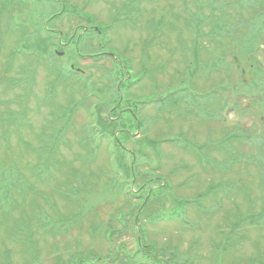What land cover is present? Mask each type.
<instances>
[{
    "label": "rangeland",
    "instance_id": "rangeland-1",
    "mask_svg": "<svg viewBox=\"0 0 264 264\" xmlns=\"http://www.w3.org/2000/svg\"><path fill=\"white\" fill-rule=\"evenodd\" d=\"M203 2L201 15L207 16L209 0ZM255 3L246 1L248 9L231 6L228 19H203L199 26L202 19H189L195 0H0V184L4 173L11 185L21 183L16 190L11 186L0 209V264H58L77 257L90 264L97 256L115 259L108 264H150L118 254V245L127 255L137 250L130 224L114 235V246L102 235L108 220L118 230L122 224L114 218L131 213L132 203L114 182L125 181L123 172L132 173L131 166L137 177L129 186L133 191L145 180L142 195L150 182L161 181L166 189L167 196L143 211L145 219L172 211L180 199L200 201V207L179 212L193 225L147 223L145 234L141 229L144 255L167 257L176 245L184 253L193 242L195 264H213L212 244L224 242L221 234L229 235L233 216L259 212L264 200V34L253 56L241 50L260 8L253 10ZM119 9V15L129 13V23L121 16L114 21ZM157 22L163 25L159 32ZM214 22L225 28L212 33ZM102 26H110L106 34H98ZM76 32L81 41L68 40ZM215 34L220 40L210 39ZM33 35L43 49L29 51L39 55V64L31 56L32 66L21 52L28 53L22 47ZM126 81L133 83L130 88L123 87ZM125 97L128 113H119ZM170 100H178L176 107ZM137 102L145 103L137 117L141 126L114 130L113 139L121 132L127 136L122 147L115 141L114 158L112 143L90 125L111 116L112 109L124 122ZM240 133L252 136L236 144ZM178 137L194 148L178 144ZM122 148L134 150V162ZM64 217L73 218L56 222ZM29 218L25 246L18 230ZM242 227L232 238L243 240L222 264L264 259V228Z\"/></svg>",
    "mask_w": 264,
    "mask_h": 264
},
{
    "label": "trees",
    "instance_id": "trees-1",
    "mask_svg": "<svg viewBox=\"0 0 264 264\" xmlns=\"http://www.w3.org/2000/svg\"><path fill=\"white\" fill-rule=\"evenodd\" d=\"M248 0H209V6H210V13L207 16H203L201 15V13L203 12V10L205 9V2H203V0H195V6L197 7L196 12L194 14H190L189 15V19H202L200 21L197 20L198 25L200 26L201 24H203V19H228L229 15L225 14V11L227 9H230V7L232 6L235 10H239L240 8H242L244 6V8L246 7L245 2ZM255 6L254 8H252L253 10H256V8H259L257 13H256V19H253V24L251 25V29L249 30V35L247 37V40H244L242 45H241V50L243 52H249L250 54L252 53L254 47L253 45L249 44L248 42H254L255 44H257L259 42V40L261 39L262 35H263V27H264V11H260L261 9V5H263L262 3H260L261 1L264 0H255ZM236 2V3H235ZM252 2L254 3V0H252ZM248 9V7H246ZM124 10V9H123ZM118 12H121V10L119 9L114 16H117L119 14H117ZM121 14V13H120ZM129 13H127L125 10L122 13V15H119L117 20L120 19V16L122 17L121 19H123L124 21H127ZM220 21V20H219ZM222 22V21H221ZM162 22H157V27H159V29L157 28V32L160 31V26L162 27L163 25L161 24ZM198 26V27H199ZM103 28V27H102ZM225 28L224 24H220L214 22L213 27H212V33H216L219 31H222ZM107 29V28H106ZM109 30V29H108ZM152 31H156L155 30V26H153V28H151ZM214 37L212 38V40H217L215 37H217V34L215 36H211ZM41 47L40 46H36L35 50H39ZM118 70V72L120 73V75L123 74L122 70L118 67L115 66ZM119 75H117L118 77ZM124 86L126 88H130V86H132V82H123ZM183 95H185L187 98L189 97V94H187L186 91H182L180 92ZM186 98V99H187ZM190 99V98H188ZM120 103L119 107L121 105V100H118ZM174 101V105L172 107H176L178 100H170V102ZM128 102V98H124L123 102H122V106H124L122 109L123 110H119V113H124L125 111H127V109H125L126 103ZM138 104V106H137ZM143 104L145 103H140L137 102L133 105V107H131L130 111V117L128 115V118H125L126 120L124 122H126V124H122L124 123L123 121L121 122V117H124L123 114H116V111L114 109H112L111 112V116L109 115L107 118H103L100 123L98 122V124H96V126H93V124L91 123L90 125V129L94 128L93 131L100 133L101 135V140H107L110 141L112 143V147L110 151V155L114 156L115 158V154L116 151L119 152V148L118 145L115 143V141L117 143L120 142V140L122 139V137H127L126 134L124 132L118 133V137L113 139L114 136V130H123L126 129L127 131H132V128H136L138 127V125L141 126V123L138 120V115L140 113V109H142V107L144 106ZM118 107V109H119ZM197 107H201L199 105H197ZM96 109H94L91 113L92 115V119H94V113H95ZM98 112V111H97ZM96 112V113H97ZM128 113V111H127ZM132 114V116H131ZM62 122V121H60ZM93 123H96L95 120H93ZM128 124V125H127ZM129 126V128H127ZM96 133V135H97ZM112 137V140H111ZM59 139H57V137L55 138V141H52L54 143H56ZM66 141V140H65ZM185 141V140H183ZM185 145H187V147H191L192 149L194 148V145H191L190 143H188L187 141L184 142ZM119 145L121 146V144L119 143ZM122 147V146H121ZM155 150V149H154ZM157 150V148H156ZM122 154H127L129 155L131 158L129 159L130 163L134 160L135 157V152L134 150H126V148H122L121 150ZM58 161H54V163H57ZM134 162V161H133ZM131 170L132 173H128L125 174V171L123 172L124 175V179L125 181H114L115 184L117 185L115 188V190L117 189V192H121L123 193L126 197L129 198L130 202L132 203V210L130 211L131 213L126 215H122L119 216L118 218H114V222H117L119 224H122L118 229L116 230L113 226H112V221L109 223V220L106 222L105 224V231L102 232L103 237L106 239V241L108 242V244H110L111 246H114L115 239H113L114 235L116 233L121 234L122 232H124V230L128 229V224H130V226L133 228V230L135 229L137 231V235L138 237L136 238V245H137V250L134 254L132 255H127L126 254V248L123 245H118L116 247L117 250H119L118 254H125V256H129L130 261L133 260L134 258H136L137 256H141L142 258L146 259L148 262H150V264H195V261L199 258V256H194L192 253L191 249V245H198L197 243H191L188 247V249L182 253V252H178L177 249V245L173 248V250H171V253H169V255L167 257H154V255H150L149 257L144 255L147 254L145 252V250L140 248L142 241H145L142 237V232H147L146 228H147V223L148 224H158L163 220H173V221H178L183 224V225H187L189 221H187V219L185 218L184 213H179V212H184L186 210V207L189 205H194L196 206V208L200 207V201L198 200H192V201H187L186 199H180L177 200V203L175 206H172L174 209L170 212H163V213H157V215H154L152 217H150L149 215L147 216V218L145 219L144 215H143V211H145V209H147L151 204H153V202L155 200H157L161 195H164L165 193V187L161 186L162 182L161 181H154V182H150L148 185V191L145 193V195H142V193L145 190L147 181L145 180L142 185L139 187L138 190H136L137 192H135L129 187L130 185H134L137 182V177L135 178V174H134V167L131 166L129 168ZM154 176V175H152ZM3 179L4 181H1L0 184V195H2L4 197V202L1 203L0 202V209H4L2 205L6 204V201L8 200L9 196L11 195V186L14 187V189L16 190V188H18L20 186V182L19 181H15V183L13 185H11V183H9L8 181L10 180V175L8 173H4L3 174ZM155 178V177H154ZM155 179H162V181H165V179L163 180V178H155ZM130 180V181H128ZM143 180V179H141ZM155 186L152 190L151 188ZM158 186V187H156ZM155 190H157V192H154ZM165 195L167 196V194L165 193ZM148 196V197H147ZM83 201L81 202H76V204L79 205V207H81L83 205ZM235 221H233L232 223H230L229 226V235L227 236L226 234H221L220 238H223L224 242L222 243L221 241H214L212 246H213V253L215 254L216 260L213 262V264H222V258L229 253V251L233 250L234 247H238V245L240 244L241 240H243L242 236H239L235 238H232L234 235V232L237 229H241L243 230L242 225H244L245 227L248 228H256L258 226H260V228H264V200L262 202V206L260 208L259 212H254V213H249L248 215L246 214H237L235 216ZM73 218V217H72ZM72 218H61L59 220H57L56 222H60V223H65V222H69L71 221ZM128 218V219H127ZM111 219V218H110ZM126 219V220H125ZM36 220H41L40 216L36 219ZM49 219L45 218V223L46 221H48ZM42 221V220H41ZM43 222V221H42ZM44 223V222H43ZM109 223V225L107 226V224ZM36 225V224H35ZM142 229V232H141ZM99 231V227H97V230H95L94 233H98ZM18 232L20 233V240L23 242L22 244H24L26 246V244L29 241L30 238V232H31V218L26 219L25 221L22 222V227L18 230ZM140 235V236H139ZM245 238V237H244ZM114 248V247H113ZM138 248H140L138 250ZM147 248L152 249V247L149 245H147ZM115 249V248H114ZM179 253V254H178ZM88 258L85 257H80V258H76L74 260L68 261V262H59L58 264H84L85 261ZM115 261L114 258H108L106 260H102L100 257H96L94 258V260L92 262H90V264H108V262H112ZM249 264H264V259H260L259 261L256 260H249L248 261ZM136 264H143L141 261L139 263V260L137 261Z\"/></svg>",
    "mask_w": 264,
    "mask_h": 264
},
{
    "label": "bare ground",
    "instance_id": "bare-ground-1",
    "mask_svg": "<svg viewBox=\"0 0 264 264\" xmlns=\"http://www.w3.org/2000/svg\"><path fill=\"white\" fill-rule=\"evenodd\" d=\"M33 36H35V39H33V37L31 36L30 37V39L31 40H29V43H26L25 45H23V47L25 48V49H28L27 50V54L26 55H24L23 53L21 54L22 55V57L24 56L25 58H29L28 60H29V63L33 66V64L31 63V56H33L34 58H33V60H34V64H35V62H37L38 64H39V61H37L38 59H39V55L38 54H36V52L34 53V54H32V52L31 53H29V51H35V48H36V46H41V40L40 39H38V36H36V35H33ZM15 54H17L18 55V53L16 52ZM38 66V65H37ZM197 247H198V245H197ZM237 248H234L233 250H231V251H229V252H234L235 250H236ZM228 254V253H227Z\"/></svg>",
    "mask_w": 264,
    "mask_h": 264
}]
</instances>
